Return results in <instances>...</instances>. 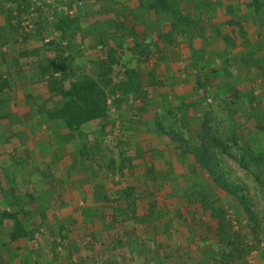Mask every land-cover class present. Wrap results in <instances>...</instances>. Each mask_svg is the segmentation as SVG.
Listing matches in <instances>:
<instances>
[{
  "label": "rangeland",
  "instance_id": "1",
  "mask_svg": "<svg viewBox=\"0 0 264 264\" xmlns=\"http://www.w3.org/2000/svg\"><path fill=\"white\" fill-rule=\"evenodd\" d=\"M105 1L113 6L103 24ZM0 19V59L22 67L36 60L32 77L45 75V86L34 80L31 88L40 108L68 101L56 89L85 80L102 106L80 125L50 119L78 143L60 153L39 120L40 130L7 136L0 125V264H92L94 243L98 253L111 244L102 257L111 264L144 255L150 264H264V0H0ZM15 37L31 42L25 54ZM51 57L68 70L43 74ZM9 93H0L1 114ZM203 126L226 150L217 160L243 203L201 170ZM166 141V151L151 149ZM185 194L210 210L189 216ZM163 196L178 211L162 207ZM143 220L148 250L125 233ZM118 237L130 245L120 257L111 254Z\"/></svg>",
  "mask_w": 264,
  "mask_h": 264
},
{
  "label": "trees",
  "instance_id": "2",
  "mask_svg": "<svg viewBox=\"0 0 264 264\" xmlns=\"http://www.w3.org/2000/svg\"><path fill=\"white\" fill-rule=\"evenodd\" d=\"M26 41H27V39H25V42ZM67 44L68 43H65L66 47L64 50L68 49ZM45 66H46V69H45V72L43 74L48 73V75H50V76H53L54 74H64L68 70V65H67L65 60L53 58V57L49 58L48 62L45 63ZM44 76L45 75H43V77L41 78V82H40L42 86H45L46 82H47V81L43 80ZM36 88L38 89V87H36ZM96 88L97 87H95L94 83H92L90 81L88 82L85 80V81H76L73 84H69L65 90L61 89V88L56 89L60 92V94H58L56 96L60 97L62 95L64 98H68V101L64 100L62 104H60V105L57 104L58 106H56V105L54 106V104L46 105V112H48V114H49V119H51V118L52 119H61L64 121V123L67 126H70L74 123H76L77 125H80L82 123L93 121V119L98 118L99 114H101L102 106H100V100L95 99V95H96L95 93L100 92L99 90L96 91ZM50 94L51 93H49V96H50ZM101 105H102V101H101ZM51 106H53L54 109H52L53 107L51 108ZM204 126H206V124H204ZM204 126H203L202 134L200 136V142H202V147H201V149L198 148L197 155H195L197 157V161L200 164L201 170L203 171L204 174L206 173L210 177V181L218 189H220L222 192H224L227 195L236 196L238 201L243 203L244 202L243 196L239 195V193L241 192V188H239V187L231 184L229 181H227V179L224 177L223 171H221L219 161L217 160L218 154L219 153H222V154L227 153L226 150L223 149V146L221 143H218V141L216 140L217 139L216 137H214L213 135L208 134L206 132ZM229 156H231V155H229ZM148 187H150V186H148ZM151 187L154 190V187L153 186H151ZM150 196L152 197L153 194H151ZM161 198H162L161 199L162 207H165V208L166 207H173L175 209V211H178L177 206H176V202H174L173 197L163 196ZM183 199L185 201L184 203L186 206L193 205L196 207V209L201 210V211L210 210V209H208L209 208L208 206H206V207L202 206L201 201L199 199H195L194 197L187 196L186 194L184 195ZM154 200H155V198H154ZM154 200L152 202H149L148 207L150 209L149 211H152V212L154 211V213H156L155 209H157V207H156V203L154 202ZM203 202H204V200H203ZM157 214H158L157 216L159 218L163 217L162 213L158 212ZM247 216H248L247 221L251 220L252 224L255 225V223H256L255 218L251 217V215H247ZM150 217L152 219L154 218L151 215V213H150V215H148V219ZM143 219H146V218L144 217ZM216 220H217V226L215 229V233L218 234L217 236L219 237V240L221 241L222 240V233L220 234V231L223 230L225 223H224V220L221 218V216H219V219H218V215H217ZM142 223H143L142 227L144 228L145 227L144 220L142 221ZM150 223L152 226H154L153 221L150 220ZM20 229L21 228L18 225H16L14 232L11 234L12 240H15L17 237L20 236ZM143 235H144V233L141 230L138 231V233L135 235L136 236V242L138 244H140L139 245L140 247L146 246L143 244V243H145L144 239L142 238ZM91 236H93V235H91ZM118 243H119V247L118 248L113 247L112 251H111V254L113 256H116V257H120L122 254H124L125 249H126L125 246H127V244L125 243V240H123V238L118 239ZM93 245L97 246V243H94ZM229 245H232V244L229 243ZM92 246L89 248V249L93 250V254H94V255L90 256V258L92 259V264H111L112 263L110 259H109V263H108V260L105 261V259L103 260V258H102L107 253L109 254L108 249H110V247H111L110 243L101 245V247H106L107 249L102 250L101 252L99 250V253H98V250L94 249ZM114 248H115V250H117L120 253H117V251H116L114 254ZM145 248L148 250V247H145ZM175 248L178 250H184L183 248H181L177 245ZM89 252H90V250H89ZM103 253H104V255H103ZM229 256H231V254ZM147 257H149V256L146 255L144 257L145 260H144V262H141L142 264H150V260H148ZM11 258H12V260H15L17 258V256H11ZM139 262L140 261H138L137 264H140ZM123 264H129V263L127 260L126 261L123 260Z\"/></svg>",
  "mask_w": 264,
  "mask_h": 264
},
{
  "label": "crops",
  "instance_id": "3",
  "mask_svg": "<svg viewBox=\"0 0 264 264\" xmlns=\"http://www.w3.org/2000/svg\"><path fill=\"white\" fill-rule=\"evenodd\" d=\"M102 6L105 9V12L103 15L101 14L100 21H101V23L106 24V23H108L106 20L109 17L108 16V9L111 10V7L113 6V4L111 1H107V2L105 1ZM190 7H192V5H190ZM147 14L149 15L150 12L148 11ZM150 16H151V14H150ZM153 19L154 18H151V20H153ZM175 20L177 21L178 19H175ZM147 21L149 23L150 19H147ZM0 22H1V19H0ZM103 24H100V25L102 26ZM1 25H3V24H1ZM133 25L134 24H132V26ZM13 27H15V25L12 24L11 28H13ZM105 27H106V25H105ZM100 29L102 30L103 28H100ZM108 29H109V27H108ZM137 31H139V30H137ZM137 31L134 30L135 35H136ZM110 32L116 33L117 35L120 34V32L115 31L114 29H111ZM137 34L140 35V33H137ZM102 38H104V37L102 36ZM28 41L29 40H27L26 42L24 41L25 42V44H24V42L18 41L17 37H15L13 39V43L18 42L19 47H20V48H17L16 52L25 54L24 51L27 50L31 44V42H28ZM3 50H5V49H3ZM33 50H35V49H33ZM1 52H0V55L2 54ZM34 52H37V51H34ZM0 60H1V63H0V89H1V92H8V91L10 92L9 96H6L7 98H9V100H8V102L4 103V106H5L4 110H6V111L3 114H1L2 109L0 107V123L2 121H4V123H1L0 125L4 124V126H3L4 127V134L6 133V136L8 134H10L9 130H11V129L15 132L26 130V129L30 130V126L33 124L35 126V129L40 130L39 128L36 127V122H37V120H39V121L43 122L44 128L48 127V128H50V130H53L51 132H53L52 133L53 138L56 137V139L55 140H53V139L49 140V146H52V149H54L56 147L57 151L60 153V150L69 149V148H73V147L78 148V143L76 145L74 138L70 139L71 133H68V128H66V126L62 122H60L61 120H52V122H50L51 120L49 118H47L45 115V113H46L45 108H40V104L38 103L37 98L34 96L38 93L36 92V90H34L35 92L33 91V89L31 90L33 85H36L35 83L33 84V82H35L38 79V77L36 79H34V77H32V74H31V72L34 70V68H35V70H37L36 60L35 61L30 60L28 62L29 65L25 64L26 67L24 65H23L24 67H22V65L15 64V63L5 64V62L2 59H0ZM14 60H17V59L14 58ZM19 60L20 59L17 60L18 63H20ZM39 81L41 82V79L37 80V82H39ZM19 86H20V88L18 89ZM22 87H23V89L21 90ZM36 87H38V85ZM33 108L36 109V110H34L35 112L38 110V108H39V110L37 111L36 115L30 116V111L33 110ZM37 124H38V122H37ZM95 125L97 126V125H101V124L96 123ZM95 125L91 124L90 127L95 126ZM85 130H87V129H85ZM61 135H63L64 138H68V141H67L68 143H63V141L60 138ZM54 142H56V143H54ZM161 143H163V144H161V146H162L161 148L159 147L160 143L157 142V143H155L156 147L151 145V149L156 150L157 152L160 150L166 151L165 147L167 145H169L170 142L166 141V142H161ZM176 152H177V150H176ZM61 157L63 158V156H61ZM64 160L65 161L63 162V165L61 167L63 169H64V167H66V168H67V166L69 167L68 164H70L67 159H64ZM134 183H136V182H133L132 184H134ZM145 188H147V187H143L141 192L143 190H145ZM149 189H151V186ZM135 204H136V202H135ZM186 207H188V209H190L192 211L191 213H186V214L191 216V214H193V211H195L194 210L195 206L191 205V206H186ZM113 216H114V214H113ZM144 229L145 228H143V227H136L135 229H131V231H126L125 233L127 234V237H128V235H131V237L136 238L135 235L138 233V231H140V230L143 231ZM117 235H119V234H117ZM146 237L147 236H145V235L142 237L145 241V243H143V244L146 245V246H143V248L149 247V246H147L149 244H148V241H146V239H145ZM120 238H122V237H120ZM118 239H119V237H118ZM125 247H126L127 251L128 250L130 251V245L129 244H127V246H125ZM163 256L165 257V254H163ZM144 257H145V255L143 256V258ZM140 262H144V259L141 260Z\"/></svg>",
  "mask_w": 264,
  "mask_h": 264
}]
</instances>
